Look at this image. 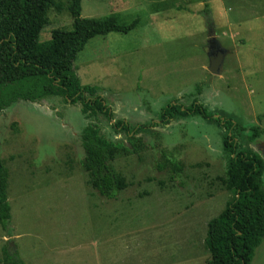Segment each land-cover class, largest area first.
Masks as SVG:
<instances>
[{
	"label": "rangeland",
	"instance_id": "obj_1",
	"mask_svg": "<svg viewBox=\"0 0 264 264\" xmlns=\"http://www.w3.org/2000/svg\"><path fill=\"white\" fill-rule=\"evenodd\" d=\"M69 6L50 5L40 41L73 28ZM112 14L141 22L90 39L74 68L98 88L114 120L149 124L170 102L189 106L197 97L215 116L244 126L241 147L264 158V136L250 137L251 127L264 128V0H82L83 17ZM209 28L229 50L220 75L208 70ZM90 123L129 146L104 114L86 118L61 96L0 111L13 241L24 263L206 264L208 223L234 196L222 182L225 131L193 115L139 133L140 154L121 151L112 162L128 186L108 199L81 165L80 135ZM163 151L181 171L164 164ZM10 242L0 221V261ZM251 264H264V240Z\"/></svg>",
	"mask_w": 264,
	"mask_h": 264
},
{
	"label": "trees",
	"instance_id": "obj_2",
	"mask_svg": "<svg viewBox=\"0 0 264 264\" xmlns=\"http://www.w3.org/2000/svg\"><path fill=\"white\" fill-rule=\"evenodd\" d=\"M55 1L0 0V111L20 100L39 102L48 96H61L73 105L80 104L86 118L102 113L113 121L114 129L126 133L129 146L106 137L96 123L85 126L80 135L84 150L81 165L89 175L91 186L108 199H116L119 191L128 186L126 178L112 162L121 151L140 154L146 145L139 133L168 125L175 118L193 115L217 123L225 131L227 170L222 182L234 196L208 223L206 264H251L256 248L264 240V158L258 152L241 147L238 135L246 128L232 118L215 116L197 97L189 106L179 100L170 102L161 110L159 120L149 124L133 126L124 119L114 120V111L98 88L81 82L74 62L90 39L111 32L128 33L139 26L141 19L119 21L114 14L86 18L82 16V0H70L73 28L55 29L49 40L40 41L49 7ZM250 129L252 140L264 136V128L253 126ZM162 157L165 165L172 166L175 172L181 171L166 151ZM8 181L9 170L0 154V221L11 240L10 246L3 250L0 264H25L13 241Z\"/></svg>",
	"mask_w": 264,
	"mask_h": 264
},
{
	"label": "water",
	"instance_id": "obj_3",
	"mask_svg": "<svg viewBox=\"0 0 264 264\" xmlns=\"http://www.w3.org/2000/svg\"><path fill=\"white\" fill-rule=\"evenodd\" d=\"M207 44V55L209 58L208 70L212 74L220 75L223 71L224 62L229 50L222 45L219 38L215 35L213 28H209Z\"/></svg>",
	"mask_w": 264,
	"mask_h": 264
}]
</instances>
